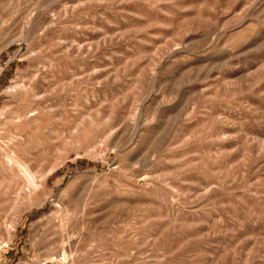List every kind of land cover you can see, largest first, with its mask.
Returning a JSON list of instances; mask_svg holds the SVG:
<instances>
[{
  "label": "rangeland",
  "instance_id": "obj_1",
  "mask_svg": "<svg viewBox=\"0 0 264 264\" xmlns=\"http://www.w3.org/2000/svg\"><path fill=\"white\" fill-rule=\"evenodd\" d=\"M0 264H264V0H0Z\"/></svg>",
  "mask_w": 264,
  "mask_h": 264
}]
</instances>
